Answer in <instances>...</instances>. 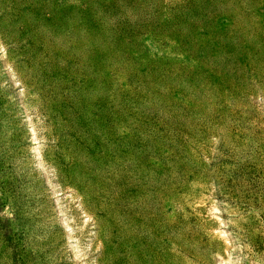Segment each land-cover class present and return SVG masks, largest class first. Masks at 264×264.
<instances>
[{
    "label": "rangeland",
    "instance_id": "rangeland-1",
    "mask_svg": "<svg viewBox=\"0 0 264 264\" xmlns=\"http://www.w3.org/2000/svg\"><path fill=\"white\" fill-rule=\"evenodd\" d=\"M0 264H264V0H0Z\"/></svg>",
    "mask_w": 264,
    "mask_h": 264
}]
</instances>
